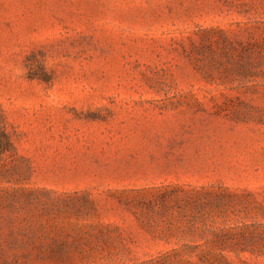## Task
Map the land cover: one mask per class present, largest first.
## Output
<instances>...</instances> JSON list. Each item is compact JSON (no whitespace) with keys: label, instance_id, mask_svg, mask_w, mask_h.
<instances>
[{"label":"rangeland","instance_id":"rangeland-1","mask_svg":"<svg viewBox=\"0 0 264 264\" xmlns=\"http://www.w3.org/2000/svg\"><path fill=\"white\" fill-rule=\"evenodd\" d=\"M0 128V264H264V0H0Z\"/></svg>","mask_w":264,"mask_h":264},{"label":"trees","instance_id":"trees-1","mask_svg":"<svg viewBox=\"0 0 264 264\" xmlns=\"http://www.w3.org/2000/svg\"><path fill=\"white\" fill-rule=\"evenodd\" d=\"M11 147L12 144L9 136L3 128H0V154L9 150ZM260 228L261 230L256 235L250 234L246 236V238L239 240L237 243H240L243 246L247 243H251L250 245L252 247V252L264 256V226L261 225Z\"/></svg>","mask_w":264,"mask_h":264},{"label":"clouds","instance_id":"clouds-1","mask_svg":"<svg viewBox=\"0 0 264 264\" xmlns=\"http://www.w3.org/2000/svg\"><path fill=\"white\" fill-rule=\"evenodd\" d=\"M19 49H17L16 47H13L10 50V55H17L19 53ZM28 53H25L21 56L20 60L18 61V63L14 64L12 66V72L15 78H24L25 73L28 71V68H26L23 64L22 61L24 59V57L27 55ZM51 68V65H49V69ZM84 111H87V109H83Z\"/></svg>","mask_w":264,"mask_h":264}]
</instances>
